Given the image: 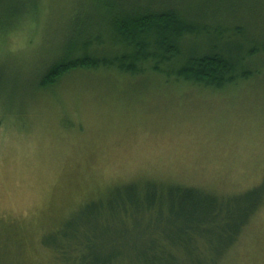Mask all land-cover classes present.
Segmentation results:
<instances>
[{
    "label": "rangeland",
    "instance_id": "374dc122",
    "mask_svg": "<svg viewBox=\"0 0 264 264\" xmlns=\"http://www.w3.org/2000/svg\"><path fill=\"white\" fill-rule=\"evenodd\" d=\"M179 1L194 10L210 5L208 13L221 5L224 13L211 25L231 30L236 22L227 7L252 14L256 0ZM88 3L33 0L32 13L13 28L0 27V264L5 256L10 264H46L45 237L65 231L89 202H100L98 211L105 212L84 234L118 252L119 264H264V201L221 259L203 247L216 250L232 233L189 231L186 245H178L187 231L169 227L174 215H142L132 209L130 193L122 195L130 210L126 230H107L113 220L104 216L117 199L115 189L132 183L184 185L227 200L264 182V56L252 78L222 90L158 74L103 71L72 72L41 90L45 64L68 38V20L76 12L82 21L78 12H89ZM7 4L0 2L2 11ZM259 6V19L246 33L254 36V30V38L264 40V0ZM138 198L147 202L143 194ZM235 216L236 223L229 217L228 223L238 228Z\"/></svg>",
    "mask_w": 264,
    "mask_h": 264
},
{
    "label": "trees",
    "instance_id": "16d2710c",
    "mask_svg": "<svg viewBox=\"0 0 264 264\" xmlns=\"http://www.w3.org/2000/svg\"><path fill=\"white\" fill-rule=\"evenodd\" d=\"M1 1L3 5L6 2ZM178 1L170 0L168 3L167 0H159L156 4L148 0H89L91 7L88 6L86 10L89 12H78L84 14L82 21L75 11L68 20L64 31L68 38L62 52L55 54L45 64L39 78V88H52L66 75L78 71L116 72L132 77L158 74L168 80L208 90H222L252 78L256 60L264 56V40L254 38V30L250 32L254 36L246 32L250 30L248 23L253 27L252 22L256 23L259 19L257 8L260 10L262 0L255 1V12L252 14H241L236 7H227L229 15L226 16L236 22L231 30L211 25L224 13L225 8L221 5L208 13L205 9L208 10L210 5L194 10ZM7 3L4 11L0 6V27L13 28L21 17L32 13L35 7L33 0H7ZM229 33L236 37L235 40L231 37L229 41L225 40ZM238 37L242 39L237 40ZM123 193L131 194L127 199H134L132 209L142 215L145 212L152 215L156 211H170L174 217L168 221L169 227L185 229L184 234L187 231L176 240L178 245H186L189 231L194 234L199 231L211 233L215 228L220 233H232L231 237H222L225 239H221L223 242L218 241L220 243L216 250L209 243L203 247L206 254L216 251L221 259L263 205L264 182L227 200L199 188L178 184L150 182L142 187L134 183L118 187L112 193L117 199L110 201L107 209L110 213L104 214L113 220L107 230H126L130 210L124 203L126 199L122 198ZM142 194L147 199L146 203L138 198ZM100 208V202L85 204L75 221L71 219L65 223V231L45 237L42 248L50 254L46 264L121 263L115 262L118 252L111 253L97 246L84 234L91 229L90 221L105 212H99ZM236 212L240 216L239 225L233 228L228 223V217L235 224ZM85 219L88 221L87 227L78 224ZM76 223L78 228L74 227ZM221 224L225 226L222 228ZM146 256L152 257L149 253ZM4 260V264H10L7 256Z\"/></svg>",
    "mask_w": 264,
    "mask_h": 264
}]
</instances>
